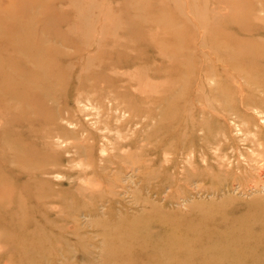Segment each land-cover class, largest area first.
Returning <instances> with one entry per match:
<instances>
[{
	"label": "rangeland",
	"instance_id": "1",
	"mask_svg": "<svg viewBox=\"0 0 264 264\" xmlns=\"http://www.w3.org/2000/svg\"><path fill=\"white\" fill-rule=\"evenodd\" d=\"M0 264H264V0H0Z\"/></svg>",
	"mask_w": 264,
	"mask_h": 264
},
{
	"label": "bare ground",
	"instance_id": "2",
	"mask_svg": "<svg viewBox=\"0 0 264 264\" xmlns=\"http://www.w3.org/2000/svg\"><path fill=\"white\" fill-rule=\"evenodd\" d=\"M91 100V99H90ZM252 133V132H251ZM261 145V144H260ZM260 156V155H259Z\"/></svg>",
	"mask_w": 264,
	"mask_h": 264
}]
</instances>
